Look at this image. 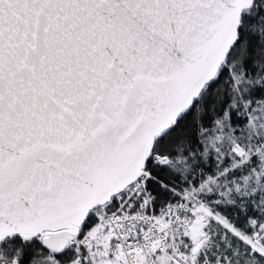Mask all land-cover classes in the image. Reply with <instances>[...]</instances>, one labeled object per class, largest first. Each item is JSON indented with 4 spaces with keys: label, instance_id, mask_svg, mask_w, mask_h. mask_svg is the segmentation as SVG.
<instances>
[{
    "label": "snow or ice",
    "instance_id": "obj_1",
    "mask_svg": "<svg viewBox=\"0 0 264 264\" xmlns=\"http://www.w3.org/2000/svg\"><path fill=\"white\" fill-rule=\"evenodd\" d=\"M0 264H264V0H0Z\"/></svg>",
    "mask_w": 264,
    "mask_h": 264
}]
</instances>
